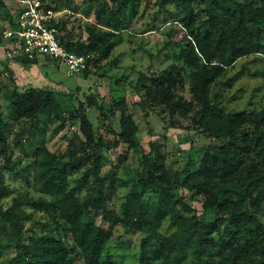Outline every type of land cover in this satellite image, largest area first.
Masks as SVG:
<instances>
[{
    "label": "trees",
    "instance_id": "16d2710c",
    "mask_svg": "<svg viewBox=\"0 0 264 264\" xmlns=\"http://www.w3.org/2000/svg\"><path fill=\"white\" fill-rule=\"evenodd\" d=\"M50 1L54 9H70L92 19L85 26L83 41L73 39L71 29L65 33L64 18L53 22L62 32L67 50L89 55L80 72L84 76L89 75L91 65L109 58L124 41L123 32L147 6L144 0ZM172 1L178 10L175 23L182 24L179 29L184 36L168 40L161 49L177 44L179 63L140 72L134 84L139 95L131 105L146 117L160 107L159 113L167 114L163 135L172 127H188L219 143L204 146L197 162L189 159L182 169L170 168L166 144L149 139L145 147L130 104L117 101L115 107L121 114L116 144L133 150L137 165L129 178L119 175L124 157H128L126 149L103 173L104 149L110 142L96 132L97 125L83 104L77 107L70 102L64 107L57 91L21 87L12 80L5 92L8 113L5 116L0 111V155L4 160L0 169V250L14 248L16 253L2 264H76L78 259L83 264H125L108 251L116 226L140 235L133 264H264V102L250 112H229L211 98L215 81L228 66L249 54L264 56V0ZM1 8H7L5 0H0ZM15 19L13 11L11 25ZM15 59L38 61L28 56ZM243 73L237 71L225 84L231 87ZM87 102L109 117L108 106L95 95H89ZM67 121L78 123L80 134L68 137L66 151H51L41 140L34 153V170L16 166L14 146L24 150L36 133L44 136L54 123L57 133ZM149 130L153 132L151 126ZM85 160L86 169L75 175ZM5 170L20 173L35 193L18 194L4 207L1 200L11 193ZM121 188L126 189L125 196L115 209L111 199ZM148 193L155 199L150 200ZM196 198L201 210L193 203ZM23 207L48 216L53 227L43 225L42 232L27 236L37 219ZM166 218L174 224L169 233L162 231ZM28 219L32 220L29 228L25 226Z\"/></svg>",
    "mask_w": 264,
    "mask_h": 264
},
{
    "label": "rangeland",
    "instance_id": "374dc122",
    "mask_svg": "<svg viewBox=\"0 0 264 264\" xmlns=\"http://www.w3.org/2000/svg\"><path fill=\"white\" fill-rule=\"evenodd\" d=\"M76 1L82 2L83 0ZM146 1L147 6L143 15L123 32L124 41L112 50L108 59L98 60L96 65H91L88 76H84L80 72L69 76L66 74L64 63L53 59L49 60L45 56L38 57V61L32 63L8 59L4 49L6 42L0 41V111L3 115L6 116L8 113L5 92L8 89L7 84L12 83V80L21 87L31 85L57 91L64 107H68L70 102H73L77 107L83 104L82 106L91 121L97 125L96 132L103 136L106 143L110 142V146L107 144L104 149L105 158L102 167L103 173H107L117 162V157L120 154L124 155L128 149L126 144H116V138L120 131L118 120L121 110L115 107V103L117 101L126 102L133 109L131 101L139 95L134 89V84L140 72L151 73L178 62L177 56L180 48L177 44L168 45L165 49L161 48L168 40H180L184 36V32L179 29L182 24L175 23L178 10L172 0L164 5L157 3L158 0H144V3ZM5 3L7 8L0 9L1 29L11 25L10 14L18 9L15 0H5ZM13 6H16V10L12 8ZM63 18L66 20V28L68 29L65 33L71 29L73 39L86 40L87 30L85 26L92 19L81 12H73L72 10L66 12ZM170 32L173 34L170 35ZM113 60L115 63H112ZM7 64L12 70L11 73L7 69ZM239 70H244L242 77L236 80L231 87H228L225 80ZM225 71V74L219 77L213 85L212 100L229 112H250L260 108L264 102V56L259 54L242 56L232 66H228ZM185 76L188 87L190 80L186 72ZM89 95H95L98 102H103L108 106L109 117L103 115L98 107L87 102ZM133 111L141 129L142 144L147 147L149 139L165 143V151L168 153L167 163L170 168L182 169L189 159L197 162L202 155L204 146L219 143V141L188 127H184L186 129L172 127L166 132V135H163L162 133L165 132L164 125L167 124V114L161 115L159 113L161 108L158 106L154 107L148 117L139 109H133ZM55 124L46 130L44 136L36 133L35 140L27 142L24 150L14 146L12 160L15 161L17 167H24L29 171L34 170V153H36L37 147L41 145V140L45 141L51 151H66L68 137L76 133L80 134L78 123L67 121L66 127L59 129L57 133L54 132ZM184 124L187 126L185 120ZM149 126L152 127V133H150ZM10 138L12 140V136ZM180 148H183V151ZM136 157L137 154L133 150H129L128 157H124L126 159L124 166H120L119 175L129 178L134 173L137 165ZM84 162L81 170L75 175H80L86 169L88 162L86 160ZM3 163V157L0 155V169ZM5 178L11 193L1 200L4 207L10 206L13 197L18 194L35 193L34 188L26 182L20 173L16 174L5 170ZM125 191L124 188L118 189L111 199V207L118 209L125 196ZM147 197L150 200L155 199L153 193H148ZM193 203L201 210L200 200L196 198ZM23 209L37 219L34 228L27 231V236L32 232H42L44 230L43 225L47 224V227H53L54 223L48 216L33 211L29 207H23ZM31 223L32 220L28 219L25 221V226L29 228ZM173 229V222L166 218L162 231L169 233ZM139 241V233L126 232L124 227L116 226L108 243V251L114 255L117 261L133 264L137 261L139 254ZM15 253L14 248L0 250V264ZM76 264H83V260L78 259Z\"/></svg>",
    "mask_w": 264,
    "mask_h": 264
},
{
    "label": "built area",
    "instance_id": "2783aa9c",
    "mask_svg": "<svg viewBox=\"0 0 264 264\" xmlns=\"http://www.w3.org/2000/svg\"><path fill=\"white\" fill-rule=\"evenodd\" d=\"M18 7L15 25H7L0 35L8 59L18 56H45L66 65L69 76L81 72L88 63V54L67 50L61 41L62 32L55 19L63 18L70 9H54L50 0H15ZM54 22V23H53Z\"/></svg>",
    "mask_w": 264,
    "mask_h": 264
},
{
    "label": "clouds",
    "instance_id": "9594fccd",
    "mask_svg": "<svg viewBox=\"0 0 264 264\" xmlns=\"http://www.w3.org/2000/svg\"><path fill=\"white\" fill-rule=\"evenodd\" d=\"M15 3H16V1H15ZM16 11H17V10H16ZM16 11H15V12H16Z\"/></svg>",
    "mask_w": 264,
    "mask_h": 264
}]
</instances>
